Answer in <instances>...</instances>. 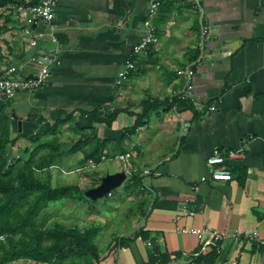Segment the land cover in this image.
<instances>
[{
	"label": "crops",
	"instance_id": "crops-1",
	"mask_svg": "<svg viewBox=\"0 0 264 264\" xmlns=\"http://www.w3.org/2000/svg\"><path fill=\"white\" fill-rule=\"evenodd\" d=\"M38 1L0 5V74L15 66L38 75L45 54L58 61L43 86L21 91L2 111L7 107L23 137L79 136L60 140L50 167L72 162L84 173L112 160L114 169L100 178L126 172L122 187L131 194L124 204L135 201L137 209L125 214L120 231L109 230L104 241L99 235L95 264H264V0H162L152 19L159 40L149 54L134 56L137 67L123 85L115 78L148 30L152 0H59L54 28L29 21L27 6ZM202 25L210 32L204 48ZM187 67L194 69V99L183 100L186 79L178 70ZM146 100L158 104L134 128ZM116 109L111 125L94 118ZM57 120L55 131L46 132ZM93 137L110 141L99 161H84L93 146L85 140ZM216 149L242 151L223 165L233 173L229 180L211 177L208 158ZM180 226L218 232L220 253L203 249L201 238ZM241 230L258 237H231ZM0 264L50 263L21 257Z\"/></svg>",
	"mask_w": 264,
	"mask_h": 264
},
{
	"label": "trees",
	"instance_id": "trees-1",
	"mask_svg": "<svg viewBox=\"0 0 264 264\" xmlns=\"http://www.w3.org/2000/svg\"><path fill=\"white\" fill-rule=\"evenodd\" d=\"M14 0H0V5L10 3ZM157 100L144 101L143 114L137 115L134 128L142 124L143 118L148 115L156 106ZM119 110H114L105 119L101 118L98 112H94L96 121H105L111 125L117 118ZM9 112L1 111L0 118L8 116ZM60 123L54 125L47 124L46 132L53 130ZM41 134L24 135L30 140H38ZM17 138H11L10 128L0 124V168H4L7 159L6 144L16 142ZM110 140L99 138H88L85 140L92 146V149L85 148V160L93 158L99 161V151ZM42 144L31 150L30 157L23 167L18 169V177L12 175V167L6 173L8 176L0 174V234L7 233L5 240L0 239V262L13 260L21 257H29L41 262L57 264L59 261L71 259V264H95L92 258H98L100 249L96 238L100 232V227L91 226L84 230L77 226L71 227L61 222H55L52 226L44 227L38 223L37 217L48 202L70 198H86L85 190L78 185H62L52 187L48 183L41 182L35 176V169H43L51 164L53 159L59 157L61 146L53 140L48 142L51 151L38 154ZM122 149V141H117V145ZM37 157V159H35ZM31 164V165H30ZM17 177V178H16ZM133 178V177H132ZM141 178H135L132 184H138ZM155 205H158L155 204ZM160 205V203H159ZM211 252L214 256L218 251L213 248Z\"/></svg>",
	"mask_w": 264,
	"mask_h": 264
},
{
	"label": "rangeland",
	"instance_id": "rangeland-1",
	"mask_svg": "<svg viewBox=\"0 0 264 264\" xmlns=\"http://www.w3.org/2000/svg\"><path fill=\"white\" fill-rule=\"evenodd\" d=\"M6 110L7 107L4 109V112H6ZM0 124L7 125L10 128L11 138L16 137L17 139H24L19 142L16 140L14 143L10 142L6 144V153L4 156L7 159V164L4 168H0V174L5 176H8L6 173L12 167H14V169L12 168L11 174L17 176L18 169L26 164V161H28L30 157L31 150L37 145L42 144L36 155L39 156V154L43 152L52 150L48 142L53 139L56 140L54 141L55 143L62 144L63 142L61 141L74 142L79 137L75 135L73 131H67L68 133L66 134L61 132L60 135L54 132L41 134L38 140L30 141L28 138L21 136L23 134H19L21 133L20 130L22 127H19L18 131H16L17 128L10 115L0 118ZM82 141L83 139L78 141V143ZM60 148L61 146L59 149ZM61 155L64 157L67 154L61 153ZM35 159H37V157ZM62 159L63 158H60L59 161H62ZM56 160L57 159L52 162ZM113 163L112 160H106L103 164L91 165L94 169H85L83 173V171H80L81 166L70 162V166L68 163L63 164V166L61 164L55 165L54 167L48 165L46 166L48 169H35L34 173L37 179L41 182L50 184L52 187L78 185L83 189L91 190L102 185L104 177L108 174H112L104 173L101 178L99 177L104 170L112 171L114 169L112 166ZM124 191V187H122L121 183L96 198L92 197L93 195L87 196L86 198L65 197L64 199L48 202L37 217L38 223L44 227H49L55 222H61L71 227L77 226L82 230L91 226H98L100 227V232L96 241L99 240V235L101 236V241L103 240L102 237H105L109 230L120 231L124 227L122 222L125 221V214H129L133 209H137L134 203L135 201H131V204L128 206L124 204L127 193L129 195L131 194L130 191L125 193ZM95 259L96 258L93 257L92 261L94 262ZM57 264H71V259L62 262L59 261Z\"/></svg>",
	"mask_w": 264,
	"mask_h": 264
},
{
	"label": "built area",
	"instance_id": "built-area-1",
	"mask_svg": "<svg viewBox=\"0 0 264 264\" xmlns=\"http://www.w3.org/2000/svg\"><path fill=\"white\" fill-rule=\"evenodd\" d=\"M59 0H39L36 3L28 4L27 8L32 12V16L29 21L31 23H36L38 21H44L49 24V26H54V16L56 6ZM162 4V0H152L149 5V24L148 30L144 36L140 38V40L134 44L132 54L129 56L125 62V66L121 69L116 78L115 82L117 85H123L130 77L131 71L135 70L137 67V62L134 59V56L137 55H147L152 50L154 45L158 42L159 37L157 34V27L152 23L153 17L158 12L160 6ZM199 8L203 13V8L199 3ZM54 28V27H53ZM26 32H29V29H26ZM209 27L206 25H202L200 41L199 45L204 48L207 43V39L209 38ZM55 41L57 39L53 37ZM58 61L57 56L51 54H45L42 62H41V72L38 75H23L18 72L17 67L12 66L9 67L5 73L0 74V98L5 101L11 100L15 98L21 91H30L36 88L43 86L46 83L47 75L50 71L51 65ZM179 74L184 75L185 88L181 94V98L183 100L194 99L193 90L191 87V80L194 75V69L192 67L181 68L178 70ZM203 105V104H200ZM199 105V106H200ZM211 109H215L214 106ZM242 155L241 150L229 149L227 151L216 149L215 152L208 158V162L213 168L211 169V177L214 180L225 179L229 180L233 177V173L230 168L224 167L223 165L231 158H236ZM125 156H129L128 154H124L121 156L122 159ZM107 154L102 155V159H106ZM220 165V166H219ZM203 180H206V177H203ZM186 212L190 215H194L195 211L185 208ZM179 230L184 233H191L198 235L202 242V248H206L208 246H212L216 248L218 253H220L221 240L223 238L218 232L214 231L209 227L205 228H196V227H188V226H180ZM8 235L3 233L0 234V239L5 240ZM242 235L254 236L258 237V231L247 232L244 230L234 232L231 237L234 239H239ZM149 245H152L149 242ZM148 264H160L158 261L149 262ZM219 264V263H218ZM230 264H242L239 261L232 262Z\"/></svg>",
	"mask_w": 264,
	"mask_h": 264
},
{
	"label": "water",
	"instance_id": "water-1",
	"mask_svg": "<svg viewBox=\"0 0 264 264\" xmlns=\"http://www.w3.org/2000/svg\"><path fill=\"white\" fill-rule=\"evenodd\" d=\"M5 104H6V101L0 98V112L2 111ZM125 178H126L125 171H119L116 173L108 174L107 176L104 177L102 185H100L97 188L85 191L86 197L90 195H93L92 197L94 198L101 196L104 193L111 190V188L115 187L116 185L121 184Z\"/></svg>",
	"mask_w": 264,
	"mask_h": 264
}]
</instances>
